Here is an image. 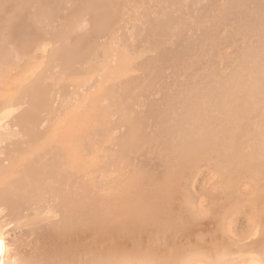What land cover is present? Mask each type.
<instances>
[{
    "label": "bare ground",
    "instance_id": "bare-ground-1",
    "mask_svg": "<svg viewBox=\"0 0 264 264\" xmlns=\"http://www.w3.org/2000/svg\"><path fill=\"white\" fill-rule=\"evenodd\" d=\"M0 264H264V0H0Z\"/></svg>",
    "mask_w": 264,
    "mask_h": 264
},
{
    "label": "snow or ice",
    "instance_id": "snow-or-ice-1",
    "mask_svg": "<svg viewBox=\"0 0 264 264\" xmlns=\"http://www.w3.org/2000/svg\"><path fill=\"white\" fill-rule=\"evenodd\" d=\"M0 243H2V241H0Z\"/></svg>",
    "mask_w": 264,
    "mask_h": 264
}]
</instances>
